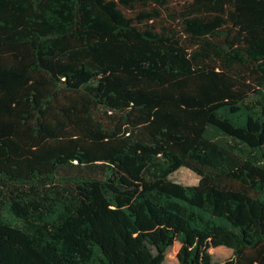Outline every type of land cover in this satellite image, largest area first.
<instances>
[{"label": "trees", "instance_id": "16d2710c", "mask_svg": "<svg viewBox=\"0 0 264 264\" xmlns=\"http://www.w3.org/2000/svg\"><path fill=\"white\" fill-rule=\"evenodd\" d=\"M0 264H264V0H0Z\"/></svg>", "mask_w": 264, "mask_h": 264}, {"label": "rangeland", "instance_id": "374dc122", "mask_svg": "<svg viewBox=\"0 0 264 264\" xmlns=\"http://www.w3.org/2000/svg\"><path fill=\"white\" fill-rule=\"evenodd\" d=\"M172 178L185 185H196L200 181L199 174L187 167H181L173 173Z\"/></svg>", "mask_w": 264, "mask_h": 264}]
</instances>
